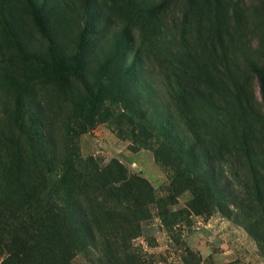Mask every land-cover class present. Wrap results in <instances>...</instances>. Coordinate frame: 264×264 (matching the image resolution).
Listing matches in <instances>:
<instances>
[{
    "label": "trees",
    "instance_id": "1",
    "mask_svg": "<svg viewBox=\"0 0 264 264\" xmlns=\"http://www.w3.org/2000/svg\"><path fill=\"white\" fill-rule=\"evenodd\" d=\"M173 1L144 0L143 10L133 4L137 16L132 24L127 19L126 25L113 22L109 27L115 28L107 29L99 27L104 15L87 6L95 0H87L73 55L66 60L58 34L44 25L51 62L25 63L60 78L59 84L65 79L63 101L75 109L67 115L80 122L75 127L110 121L121 130L127 123L136 138L139 131L147 140L155 139L150 147L157 145L156 155L171 169L177 196L193 186L200 197H210L209 187L214 186L220 199L216 208L243 226L264 254V73L259 74L260 103L243 92L240 67L229 58L236 36L243 26L251 30L253 19L239 8L243 0H189L192 12L173 19L169 28L166 15ZM30 6L38 15L36 4ZM104 29L110 31L108 49L97 45L106 37ZM137 29L139 37L150 34L151 45H159L153 48L161 84L169 92L165 105L153 98L143 51L136 46ZM165 33H172L171 45L160 42ZM73 83L75 91L67 88ZM29 90L27 82L14 97V120L23 143L10 139V122H0V245L8 254L3 264H73L78 251L89 264H147L130 246L118 243L120 233L100 239L82 198L97 175L108 177L106 191L115 187L118 179L112 171L121 173L120 164L112 161L101 170L93 159L68 160L52 136L47 110ZM232 156L245 168L243 179L233 183L228 165ZM190 208L195 210L193 204ZM67 229L72 231L68 236Z\"/></svg>",
    "mask_w": 264,
    "mask_h": 264
},
{
    "label": "rangeland",
    "instance_id": "2",
    "mask_svg": "<svg viewBox=\"0 0 264 264\" xmlns=\"http://www.w3.org/2000/svg\"><path fill=\"white\" fill-rule=\"evenodd\" d=\"M86 1L0 0V122L12 124L14 137L10 139L23 143V135L18 133L20 129L14 120V97H19L22 85L29 82V91L36 94L48 112L58 149L65 152L68 160L74 156L76 159H93L101 170L114 161L124 170V174L117 172V168L112 171L118 184L107 191L103 187L108 177L97 175L87 185L86 198L82 197L98 225L102 241L109 234L120 233L118 243L130 246V251L135 250L147 264H264V254L254 238L243 226L216 208L215 200L220 199L214 186L209 187L210 197L206 194L200 197L193 186L182 189L183 193L177 196L180 190L177 186L172 189L171 169L156 155L157 145L150 147L152 142H157L155 139L147 140L139 131H136L139 135L136 138L134 129L127 123L121 130L110 121L83 129L79 125L75 127L74 124L80 122L67 117L75 109L63 101L64 86L61 83L65 79L59 84L56 80L60 78L25 63L51 62L48 58L51 45L42 32L44 25H51L58 34L57 40L66 60L73 55L84 28L82 18ZM31 2L40 11L38 15L31 10ZM143 2L95 0L87 6H94L104 15L99 27L114 29L109 26L126 25L127 19L131 20L127 25L132 24L133 15L137 16V10L132 9L133 4H139L137 9L143 10ZM239 8L245 10L253 21L251 30L243 26L236 36L237 46L229 58L240 67L238 74L243 92L262 103L259 74L264 73V0H243ZM191 12L189 0L171 2L166 15L169 28L173 19H180L181 15ZM240 21L242 25L243 19ZM107 29L101 31L106 37L97 42L106 49L109 48L106 38L110 34ZM138 33L137 29L136 46L143 51L142 59L146 62L153 98L158 104L165 105L169 102V92L161 84L163 76L156 63L155 49H159V45H151L150 34L146 38L139 37ZM165 36L160 42L171 45L168 41L172 33H165ZM63 59L60 62H64ZM220 60H224V55ZM69 86V90L75 91L77 84ZM2 143L11 145L9 141ZM27 157L33 160V154ZM228 165L232 183L241 181L245 173L241 161L232 156L228 158ZM107 175L110 177L111 172ZM192 204L195 210L190 208ZM182 210L185 212L178 214ZM71 232L65 230L67 236ZM41 253H36L38 261ZM59 253L61 255V251ZM7 258V251L0 245V264ZM72 263L89 264L79 251Z\"/></svg>",
    "mask_w": 264,
    "mask_h": 264
}]
</instances>
